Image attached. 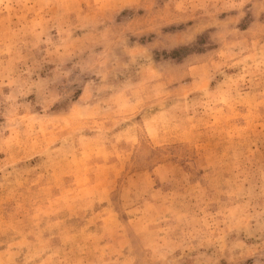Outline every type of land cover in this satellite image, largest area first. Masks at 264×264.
I'll use <instances>...</instances> for the list:
<instances>
[{
    "label": "rangeland",
    "instance_id": "rangeland-1",
    "mask_svg": "<svg viewBox=\"0 0 264 264\" xmlns=\"http://www.w3.org/2000/svg\"><path fill=\"white\" fill-rule=\"evenodd\" d=\"M0 264H264V0H0Z\"/></svg>",
    "mask_w": 264,
    "mask_h": 264
},
{
    "label": "trees",
    "instance_id": "trees-1",
    "mask_svg": "<svg viewBox=\"0 0 264 264\" xmlns=\"http://www.w3.org/2000/svg\"><path fill=\"white\" fill-rule=\"evenodd\" d=\"M181 50H183V49H181ZM181 50L180 49H176V50H173L172 53L175 54V53H177V52H179Z\"/></svg>",
    "mask_w": 264,
    "mask_h": 264
}]
</instances>
